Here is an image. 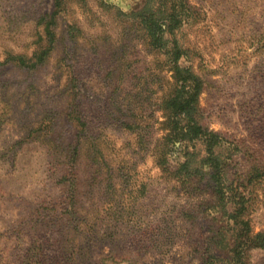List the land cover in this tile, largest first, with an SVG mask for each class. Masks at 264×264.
<instances>
[{
    "label": "rangeland",
    "instance_id": "1",
    "mask_svg": "<svg viewBox=\"0 0 264 264\" xmlns=\"http://www.w3.org/2000/svg\"><path fill=\"white\" fill-rule=\"evenodd\" d=\"M188 1L179 63L204 80L200 123L227 141L215 152L235 187L264 168V0ZM140 3L62 0L47 64L0 66V264H200L225 226L210 169L176 172L187 154L202 166L205 146L170 139L172 66L119 13ZM54 9L0 0V63L31 56ZM247 192L263 232L264 181ZM250 263L264 264V250Z\"/></svg>",
    "mask_w": 264,
    "mask_h": 264
},
{
    "label": "trees",
    "instance_id": "2",
    "mask_svg": "<svg viewBox=\"0 0 264 264\" xmlns=\"http://www.w3.org/2000/svg\"><path fill=\"white\" fill-rule=\"evenodd\" d=\"M141 1L137 9L119 13L131 22L134 31L140 32L142 39L152 51L163 53L172 66L176 86L172 94L163 99L162 110L166 117L170 139L188 145L202 142L206 156L200 161L202 166L193 165L194 156L187 154L185 161L179 163L178 175L184 181L209 168L211 179L216 184L215 194L219 202L225 226L218 232L215 241H208L200 264H251L250 251L264 250V231L256 232L248 219L249 202L252 192L248 187L264 181V168H255L249 179L240 176L236 186L226 182L227 168L216 155V149L227 143L224 137L205 128L201 123L202 111L199 107L200 96L204 91V80L191 67H182L180 60L187 58V51L180 45L178 31L193 15V8L188 0H132ZM62 0H55V9L50 15L41 17L43 33L40 34L38 46L31 56L14 54L8 51L1 65L14 64L30 72L44 67L50 59L57 41L55 31L57 18L61 11ZM77 29H75L76 31ZM76 38V34H75ZM67 152L69 168L75 170L79 156V147L74 143ZM232 232L228 244L227 235ZM219 251V252H218ZM222 254V255H220Z\"/></svg>",
    "mask_w": 264,
    "mask_h": 264
}]
</instances>
